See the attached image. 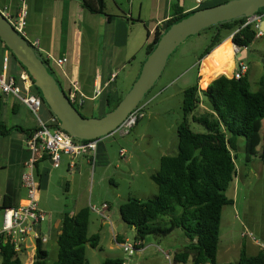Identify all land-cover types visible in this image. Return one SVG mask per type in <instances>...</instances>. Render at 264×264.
Segmentation results:
<instances>
[{
	"label": "crops",
	"instance_id": "obj_1",
	"mask_svg": "<svg viewBox=\"0 0 264 264\" xmlns=\"http://www.w3.org/2000/svg\"><path fill=\"white\" fill-rule=\"evenodd\" d=\"M229 1L232 0H203L199 5L197 0H106V15H102L86 9L84 0H0V11L17 15L25 3L28 13L27 40L39 41L38 54L48 62L63 89L69 93L77 86L83 96V106L78 109L84 117L94 118L97 112L107 111L110 101L123 98L122 95L131 90L148 57L147 48L153 42L156 31L163 30L173 18L175 5L187 15ZM246 54L245 50L241 57L246 58ZM6 56L9 57L11 74L19 78L24 69L9 52L5 51L0 64ZM235 57L236 54L233 57L234 67L237 65ZM50 58L66 59L67 62L58 67ZM41 113L44 121L52 116L46 106H43ZM0 123L9 130L6 135L0 134V209L6 200L12 208H17L25 205L27 200L23 174L30 153L26 141L32 134L29 132L37 130L39 122L14 97L0 95ZM245 146V140L240 139L235 153L237 173L227 191V196L234 204L225 207L222 213L218 264H237L242 251L249 257L264 253V163L260 157L262 142L257 155L249 164L245 162ZM72 160L76 164L75 170L70 168ZM113 163V156L103 141H99L93 159L90 156L76 159L62 157L58 168L53 166L48 157L39 163V205L48 216L45 223H48L49 232L45 234L43 223L39 231L48 238L44 248L50 243L58 246L57 240L62 234L65 214L75 216L87 208L59 210L47 201L53 194L65 195L64 191L71 193L89 165H93L94 178L96 172L101 171L100 182L104 181ZM152 171L149 172L150 178L157 172ZM104 205L107 206V216L111 206L103 204L102 207ZM99 216L104 227L106 220ZM237 228H240V234ZM111 231L114 233L113 223ZM53 234L56 235L55 241ZM115 241L121 248L120 236H116ZM189 244L188 240L184 247ZM145 250L143 244L141 251ZM35 254L33 247L21 256L22 262L33 264ZM23 256H26V261H23ZM229 256H234L236 261L230 262Z\"/></svg>",
	"mask_w": 264,
	"mask_h": 264
},
{
	"label": "trees",
	"instance_id": "obj_2",
	"mask_svg": "<svg viewBox=\"0 0 264 264\" xmlns=\"http://www.w3.org/2000/svg\"><path fill=\"white\" fill-rule=\"evenodd\" d=\"M83 4L94 14L106 15V0H84ZM173 11L168 25L156 31L147 48V56L155 50L165 32L190 15H184L178 5L173 7ZM258 14H264V9ZM247 21L242 17L205 30L212 31L213 36L199 61L209 56L229 36L237 47L249 48L256 40L258 30L254 25L245 26ZM4 48L19 63L5 45ZM43 61L50 74L55 76L48 62ZM233 65L232 57L213 70L200 82V86L198 82L184 91L177 154L161 158L159 171L151 177L158 187L157 196L150 200L130 198L120 208L122 221L134 227L135 241L142 242V246L149 236L166 237L175 230H182L190 244L183 252L174 255L177 264H218L222 213L225 207L234 204L227 191L237 173L235 153L239 140H245L246 164L257 155L262 142L260 157L264 163V77L257 92L251 91L247 74L239 80L225 75L219 77L230 75ZM35 92L41 96L37 88ZM122 99L110 101L107 112L114 110ZM201 107L205 111L198 115ZM191 120L203 126L206 132H193ZM8 133L9 130L0 123V134ZM8 208L12 205L6 200L1 210ZM166 217H170L168 226H160V220ZM90 221L89 208L82 209L75 216H63L62 234L57 240L58 257L54 264H87V245L96 249L100 242L98 235L89 237ZM119 243L125 242L121 239ZM48 257L44 244L38 241L33 264H47ZM0 258L1 264H23L11 243L1 246ZM105 264H123V261L107 260ZM237 264H264V253L249 257L242 251Z\"/></svg>",
	"mask_w": 264,
	"mask_h": 264
},
{
	"label": "rangeland",
	"instance_id": "obj_3",
	"mask_svg": "<svg viewBox=\"0 0 264 264\" xmlns=\"http://www.w3.org/2000/svg\"><path fill=\"white\" fill-rule=\"evenodd\" d=\"M212 36V31H203L188 39L178 48L170 58L161 78L141 104L144 107L145 117L129 134L115 133L113 136L100 140L108 147L114 162L104 181L100 182L101 171L96 172L94 178L93 165H89L88 170L79 183L74 186L71 193L64 191L65 195L53 194L47 201L50 206L59 210L83 207L90 209L89 237L98 235L101 240L96 249L87 245V264H105L107 260H121L123 264H177L174 262V255L183 252L184 246L188 242V238L182 230H175L166 237H147L144 243L146 250L135 252L131 257L119 247L115 237L120 236L125 243L132 245L135 243L136 231L134 227L122 221L120 208L130 198L150 200L157 196L158 187L150 178L149 172L151 170H153L152 172L159 171L161 156L177 154L178 127L183 120L184 91L197 84L199 79L200 82L203 81L213 70L234 57V45L226 38L208 57L199 61V57L211 43ZM245 50L247 56L244 63L248 68L247 75L251 91L257 92L260 88V81L264 77V36L256 38L249 48L242 49L243 52ZM243 52L236 54V63ZM4 53L5 48L0 41V60ZM223 75L231 78V74H222L219 77ZM129 92L124 93L122 97L124 98ZM204 111V108L201 107L197 113L201 115ZM107 113V111L97 112L94 118H101ZM190 126L195 133L206 132L203 126L192 120ZM121 149L126 150L127 159L120 157ZM103 204L111 206V210L107 213L109 219L104 221V227L100 222L102 218L94 210L101 209ZM3 215V211L0 209V228L3 224ZM169 220L170 217L163 218L160 220V226H168ZM111 223L114 226V233L111 231ZM47 227L48 223H44L43 231L46 235L49 234ZM237 231L240 234V228H237ZM53 239L55 241V234H53ZM45 248L49 252L47 264H54L58 257V246L50 243ZM22 259L26 261V256H23ZM228 260L236 261L234 256H229ZM1 263L2 259L0 258Z\"/></svg>",
	"mask_w": 264,
	"mask_h": 264
},
{
	"label": "built area",
	"instance_id": "obj_4",
	"mask_svg": "<svg viewBox=\"0 0 264 264\" xmlns=\"http://www.w3.org/2000/svg\"><path fill=\"white\" fill-rule=\"evenodd\" d=\"M202 1L203 0H197V3L200 5ZM2 14L14 27L16 32L27 39L26 28L28 13L25 3L22 4L17 15H10L7 12H2ZM263 21L264 14H257L254 18L248 19L245 26L254 25L258 30L257 38H262L264 33L260 31V26ZM29 43L38 52L39 41H29ZM234 48V54L243 52L242 48L237 46ZM49 60L58 67H62L67 62L66 59L50 58ZM244 60L245 57H240L237 66L232 70L231 79L234 78L239 80L247 74L248 68ZM35 88V83L27 71L24 70L19 78L12 75L9 68V57L6 56L3 58L0 64V95L14 97L19 103L26 106L39 122L37 130L33 132L26 141V146L30 153V158L25 165V172L23 174V186L27 190L26 204L17 208L3 210V224L0 228V253L2 245L11 243L20 258L33 247L36 250L38 241H41L43 244L48 241V238L43 236L39 231L40 226L48 219L47 214L41 210L39 205L40 184L37 175L39 163L45 157H48L51 159L53 166L58 168L62 157L65 156L72 159L90 156L93 159V157L96 156L99 144V141L75 140L60 128V123L54 115H52L49 120L44 121L40 113L45 102L42 97L35 92ZM67 94L73 106L76 108L83 106V96L80 94L77 86H74L73 90ZM96 94L99 95L100 91ZM144 117V107L140 105L128 116L115 133H120L121 135L129 134ZM120 156L123 159H127V152L125 149L120 151ZM70 168L75 170L76 164L74 160H72ZM94 210L101 215L103 219H108L105 215L107 206L104 205L101 210ZM250 236L253 237L252 234ZM29 245L33 246L31 247ZM121 248L131 257L135 252L141 251L143 246L142 242L135 241L133 245L130 243H123Z\"/></svg>",
	"mask_w": 264,
	"mask_h": 264
},
{
	"label": "water",
	"instance_id": "obj_5",
	"mask_svg": "<svg viewBox=\"0 0 264 264\" xmlns=\"http://www.w3.org/2000/svg\"><path fill=\"white\" fill-rule=\"evenodd\" d=\"M264 9V0H232L197 10L174 24L147 57L140 76L118 106L101 118L84 117L71 103L57 77L50 74L43 58L20 36L0 11V40L24 67L60 128L77 141H100L113 135L145 100L164 73L170 58L191 37L216 25L242 17L254 18ZM264 33V21L260 26ZM233 43V42H232ZM234 46H236L233 43Z\"/></svg>",
	"mask_w": 264,
	"mask_h": 264
},
{
	"label": "bare ground",
	"instance_id": "obj_6",
	"mask_svg": "<svg viewBox=\"0 0 264 264\" xmlns=\"http://www.w3.org/2000/svg\"><path fill=\"white\" fill-rule=\"evenodd\" d=\"M231 37V36H230ZM228 38V42H230V43H232V41H231V38ZM233 45V44H232ZM233 49H234V51H235V48H234V46H233Z\"/></svg>",
	"mask_w": 264,
	"mask_h": 264
}]
</instances>
